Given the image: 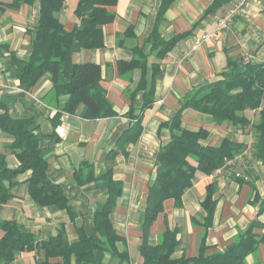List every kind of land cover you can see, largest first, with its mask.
<instances>
[{
  "label": "crops",
  "instance_id": "1",
  "mask_svg": "<svg viewBox=\"0 0 264 264\" xmlns=\"http://www.w3.org/2000/svg\"><path fill=\"white\" fill-rule=\"evenodd\" d=\"M15 1L21 0H0V103L9 108V114L15 119H35L33 127L49 164L48 177L61 186L76 218L71 220L66 210L56 206L37 204L29 195L28 180L32 172L26 171L15 179L14 198L7 203L0 201V220L17 221L40 241L57 236L62 228L71 243L78 241L79 228L89 235L95 234L94 215L108 198V184L100 179L78 185L74 175L86 163L95 178L102 177L112 167L113 180L123 185L122 195L111 213L114 227L125 238L118 243V248L128 249L131 264H143L139 250L143 237L140 223L159 149L170 141L169 131L161 125L176 116L195 88L217 81L229 60L241 61L248 56L255 63H264V0H250L245 13L236 17L226 31H217L218 19L237 0L223 1L215 13L208 15L207 10L215 0H176L165 13L160 34L167 41L177 35L186 36L162 60L157 59L147 42L162 0H119L112 9L114 21L103 27L105 46L82 49L74 55L79 64L91 62L102 67V85L116 114L103 119L87 118V108L81 105L75 113H62L57 125L53 121L58 109L45 101L53 86L50 76L27 91L20 84L11 59L12 53L22 59H28L31 54L40 0L10 6ZM77 1L67 0L61 14V21L68 29L77 22L74 17ZM211 34L213 37L193 48L199 39ZM141 49L147 55V73L142 75L140 69L121 71L119 62L132 61L134 51ZM155 64H159L160 71L154 77ZM151 88L154 91L149 94ZM150 100L151 105L147 106ZM3 112L0 110V114ZM246 114L253 124L258 122L259 110ZM138 118H142L143 126L139 138L125 143L121 140L123 134ZM212 121L207 115L187 109L182 126L195 132L206 130L208 137L200 141L204 146H216L228 137L243 144L244 149L212 176L198 173L194 186L182 197L181 208H175L172 200L165 203V212L153 225L149 242L152 245L160 242L167 218L170 228L179 229L175 258L198 255L203 231L200 224L207 215L201 203L206 196L205 187L211 181H216L219 187L207 238L212 251L225 250L239 232L248 229L252 219L258 218L264 224V159L252 156L251 128L242 130ZM13 139L0 130V155L6 157L10 168H17L19 161L8 146ZM249 158L252 160L246 166ZM232 173H242L244 184L240 185ZM256 193L259 200L255 203ZM256 232L263 234L264 228ZM44 254L38 250L24 252L14 264H35L45 259ZM105 263L119 264L110 255L106 256ZM247 264H264V244L256 256L247 258Z\"/></svg>",
  "mask_w": 264,
  "mask_h": 264
},
{
  "label": "trees",
  "instance_id": "2",
  "mask_svg": "<svg viewBox=\"0 0 264 264\" xmlns=\"http://www.w3.org/2000/svg\"><path fill=\"white\" fill-rule=\"evenodd\" d=\"M30 1H15L10 6L18 7ZM118 1L78 0L74 10L77 22L68 29L61 21L67 0H40L39 21L30 45L29 58L22 59L15 53L11 54L17 78L25 90H32L44 77L50 76L53 86L45 101L58 109L53 121L55 125L59 123L62 113H75L81 105L87 108V118L103 119L116 114L102 85V67L91 62L79 64L75 62L74 55L82 49L94 50L105 46L103 27L114 21L115 13L112 9ZM175 1L162 0L156 23L147 39L159 60L165 58L186 36L177 35L167 41L160 34L165 13ZM223 1L215 0L206 14L215 13ZM142 50L134 51L132 61L119 62L120 70L140 69L142 75H145L147 55ZM159 71V64L153 65L154 77ZM153 91L151 88L149 94ZM148 105H151V100ZM187 109L211 117L216 125L227 124L242 130L251 128L254 136L252 156L264 159V63L229 60L217 81L195 88L176 116L161 125L162 129L169 131L170 141L159 149L153 183L148 188L140 223L143 237L139 250L144 259L143 264H247V258L250 255L256 256L264 244V233L256 232L264 228L258 218L252 219L248 229L239 232L225 250L212 251L207 245L217 207L214 196L219 187L216 181L206 185V196L201 203L207 215L200 224L203 231L198 255L188 257L184 254L175 258L179 229L170 228L167 218L160 242L157 245L149 242L151 229L164 214L167 201L172 200L175 208H181L182 197L187 189L194 186L198 173L212 176L244 149L243 144L228 137L216 146L202 145L200 141L209 134L206 130L195 132L182 126L183 114ZM0 110L4 111L0 114V130L14 138L8 146L19 161L17 168H10L6 157L0 155L1 203L14 198L12 190L17 176L31 171L28 180L30 197L40 206H56L66 210L71 220H75L76 212L65 192L48 177L49 164L40 147L36 128L33 127L35 119H15L9 114V108L1 103ZM258 110L259 120L253 124L246 113ZM141 124L142 118H138L137 123L123 134L121 140L125 143L136 142L143 129ZM237 174L232 173L233 178L240 185L244 184L245 177ZM74 179L78 185L100 179L108 184V198L94 215L95 234L89 235L83 228H79L78 241L71 243L62 228L57 236L40 241L17 221L0 220V264H14L19 254L35 250L45 253V259L35 264H106L107 255L116 258L119 264H131L128 249L120 251L118 248V243L125 238L111 221V213L123 189L120 182L113 180V168L109 167L106 174L95 178L90 165L86 163L75 173ZM251 189L255 191L253 186ZM258 200L259 194L256 193L254 202Z\"/></svg>",
  "mask_w": 264,
  "mask_h": 264
},
{
  "label": "built area",
  "instance_id": "3",
  "mask_svg": "<svg viewBox=\"0 0 264 264\" xmlns=\"http://www.w3.org/2000/svg\"><path fill=\"white\" fill-rule=\"evenodd\" d=\"M250 0H237L232 6L226 9L223 15L218 19L217 31H226L230 28L231 23L234 21L236 17L243 15L246 11L247 5ZM208 37H213V35H205L203 39H199L197 43L194 45V49L198 48L203 40ZM244 62L251 61V58L245 56L243 58ZM242 175L238 173L237 176Z\"/></svg>",
  "mask_w": 264,
  "mask_h": 264
},
{
  "label": "rangeland",
  "instance_id": "4",
  "mask_svg": "<svg viewBox=\"0 0 264 264\" xmlns=\"http://www.w3.org/2000/svg\"><path fill=\"white\" fill-rule=\"evenodd\" d=\"M74 17H75V16H74ZM251 160H252V158H251V159L249 158V159H247V160L245 161V162H246V163H245L246 166L249 165L248 163H249ZM241 174H242V173H241Z\"/></svg>",
  "mask_w": 264,
  "mask_h": 264
}]
</instances>
